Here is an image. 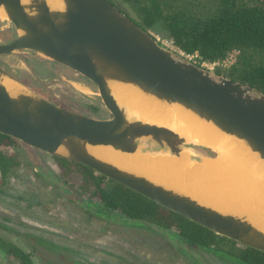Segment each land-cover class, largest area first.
<instances>
[{
  "label": "water",
  "instance_id": "water-1",
  "mask_svg": "<svg viewBox=\"0 0 264 264\" xmlns=\"http://www.w3.org/2000/svg\"><path fill=\"white\" fill-rule=\"evenodd\" d=\"M53 2L0 0L5 16L0 19L12 29V38L0 43V56L29 51L72 69L95 87L109 118L94 119L57 107L0 69V134L88 167L218 236L264 253L261 213L218 210L91 151L107 147L121 154L172 158L189 151L194 164L216 157L209 148L130 115L114 93L123 87L146 100L181 108L233 139L264 166V93L170 49L108 0ZM5 80L14 84L12 89Z\"/></svg>",
  "mask_w": 264,
  "mask_h": 264
},
{
  "label": "trees",
  "instance_id": "trees-1",
  "mask_svg": "<svg viewBox=\"0 0 264 264\" xmlns=\"http://www.w3.org/2000/svg\"><path fill=\"white\" fill-rule=\"evenodd\" d=\"M121 1L122 7L109 2L144 30L162 35L186 56L198 53L202 61L213 63L236 51V62L226 77L264 93V0ZM94 109L98 111L97 107ZM14 144L20 143L0 134V180L3 188L19 165L16 158L7 155L3 149ZM52 159L60 169L59 175L44 167H37L35 175L56 184L59 193L71 203H77L82 211L93 209L101 212V218L105 220L149 226L171 233L179 244L174 249L183 250L194 264H201L202 254L212 256L223 264H264L263 252L238 246L236 242L160 207L88 167L57 157ZM73 173L82 178L79 189L97 199V204L87 199H76L80 194L78 190L66 187L64 181L63 184L62 181L54 183L51 180H63ZM0 228L10 230L3 224H0ZM32 241L35 247L46 245L52 248L40 239L34 238ZM0 259L1 262L9 259L14 264H36L30 253L1 234Z\"/></svg>",
  "mask_w": 264,
  "mask_h": 264
},
{
  "label": "rangeland",
  "instance_id": "rangeland-1",
  "mask_svg": "<svg viewBox=\"0 0 264 264\" xmlns=\"http://www.w3.org/2000/svg\"><path fill=\"white\" fill-rule=\"evenodd\" d=\"M109 1L122 7L121 0ZM2 19L0 25H10ZM149 32L161 43L177 51L162 35ZM229 66V63L219 64L207 69L218 71L226 77L231 71ZM50 88H54L58 95L75 96L74 101L79 103L86 101L81 100L82 96L92 100L97 98L99 110L108 116L94 86L84 93L65 85H51ZM3 149L7 155L14 156L19 165L4 188L0 180V188L3 189L0 193V224L10 229L0 228V234L30 253L36 264H194L185 253H179L170 246L165 238L144 227L89 216L77 203H71L65 195L35 175V165L40 164L54 174H60V169L47 155L22 144ZM62 181L78 190L82 199L97 204V199L79 189L82 178L77 173L64 177ZM31 236L50 244L52 248L46 245L33 246L34 238ZM202 260L201 264H223L205 254H202ZM0 264L14 263L8 259L6 262L0 261Z\"/></svg>",
  "mask_w": 264,
  "mask_h": 264
},
{
  "label": "bare ground",
  "instance_id": "bare-ground-1",
  "mask_svg": "<svg viewBox=\"0 0 264 264\" xmlns=\"http://www.w3.org/2000/svg\"><path fill=\"white\" fill-rule=\"evenodd\" d=\"M0 17L5 19L2 12ZM4 85L7 89L14 86L9 80H5ZM114 93L117 100L127 105L130 115L166 127L189 143L211 149L217 156L194 164L189 161V151H184L179 158H172L139 152L121 154L98 147L91 149L94 154L118 167L189 194L218 210L257 211L264 216V166L255 156L177 106L160 105L123 87L114 89Z\"/></svg>",
  "mask_w": 264,
  "mask_h": 264
},
{
  "label": "flooded vegetation",
  "instance_id": "flooded-vegetation-1",
  "mask_svg": "<svg viewBox=\"0 0 264 264\" xmlns=\"http://www.w3.org/2000/svg\"><path fill=\"white\" fill-rule=\"evenodd\" d=\"M11 38H12L11 26L7 25L4 27L3 24H1L0 43H4L10 40ZM0 69L4 73L12 77L14 80L21 83L24 87H26L29 91H31L35 95L57 107L94 119L109 118V115L108 116L103 115L102 111L99 110L100 104L97 98H94L95 100H92V99H88L85 96H82L83 99L81 100L84 101L86 99V101L83 103H79L77 101H74L75 96H72L70 94L67 96L58 95L57 93L54 92V88H50L51 85H65L72 87L75 91L80 93H84L83 91L85 90H90V87H92L93 85L84 77L73 71L72 69L64 67L56 62L37 57L29 51H22L20 53L13 55L0 56ZM46 80L49 81L46 82ZM95 106L98 108L97 112L94 111L95 110L94 108H96ZM95 116H101V118H96ZM14 145H19V144H14ZM197 149L202 150L200 148ZM34 151L47 155L51 159L53 157L51 155L45 154L37 150ZM37 167L38 168L44 167L48 169V167H46L43 164L35 165L36 172H37ZM51 180L54 183L56 182L58 183L59 181H62L54 178ZM48 184L51 185L59 193V190L56 189L58 188L56 184L54 185L51 183ZM64 185L68 187L67 184ZM77 199H82V198L79 197L78 195ZM88 214L89 216H95L99 218L101 217V212L93 209L91 210L89 209ZM106 221L116 222L115 220H111V219ZM120 224L123 223L120 222ZM127 225L133 227H144L149 231L156 233L161 237L165 238L167 243H169V245L172 246L173 248H177L178 247L177 245H179L178 243H176L171 233L169 234L167 232L158 229L154 230V228H150L149 226L134 225L130 223H127ZM238 246H242V245L238 244ZM177 250L179 251V249ZM180 250H182V248H180ZM180 252L182 254L184 253L183 250L179 251V253Z\"/></svg>",
  "mask_w": 264,
  "mask_h": 264
},
{
  "label": "built area",
  "instance_id": "built-area-1",
  "mask_svg": "<svg viewBox=\"0 0 264 264\" xmlns=\"http://www.w3.org/2000/svg\"><path fill=\"white\" fill-rule=\"evenodd\" d=\"M236 55H237V52L233 51V52L229 53L224 59L216 61V62H213V63H210V62H207V61H202V58L199 56L198 53H195L193 55H187V56L184 55V56L187 59L191 60L192 62H194L196 64L200 63V66H202V67L207 69L210 66L214 67L215 65L227 64V63L230 64L229 67H232L235 64V62H236Z\"/></svg>",
  "mask_w": 264,
  "mask_h": 264
}]
</instances>
